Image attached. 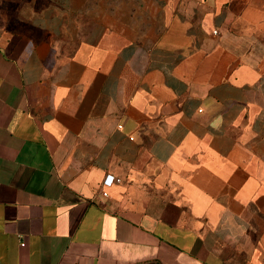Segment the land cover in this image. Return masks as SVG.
<instances>
[{"label":"crops","instance_id":"0c3cea01","mask_svg":"<svg viewBox=\"0 0 264 264\" xmlns=\"http://www.w3.org/2000/svg\"><path fill=\"white\" fill-rule=\"evenodd\" d=\"M0 264H264V0H0Z\"/></svg>","mask_w":264,"mask_h":264},{"label":"built area","instance_id":"2783aa9c","mask_svg":"<svg viewBox=\"0 0 264 264\" xmlns=\"http://www.w3.org/2000/svg\"><path fill=\"white\" fill-rule=\"evenodd\" d=\"M121 183V180L118 178H115L112 175H106L102 181V190H101V195L103 197H108V193L104 189L110 188L114 184H119Z\"/></svg>","mask_w":264,"mask_h":264}]
</instances>
